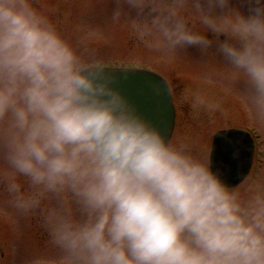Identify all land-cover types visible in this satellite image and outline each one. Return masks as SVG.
<instances>
[{"label":"clouds","instance_id":"9594fccd","mask_svg":"<svg viewBox=\"0 0 264 264\" xmlns=\"http://www.w3.org/2000/svg\"><path fill=\"white\" fill-rule=\"evenodd\" d=\"M147 49H196L264 118V0H112ZM34 0H0V192L64 264H264V185L167 138ZM227 118L206 90L182 97Z\"/></svg>","mask_w":264,"mask_h":264},{"label":"rangeland","instance_id":"374dc122","mask_svg":"<svg viewBox=\"0 0 264 264\" xmlns=\"http://www.w3.org/2000/svg\"><path fill=\"white\" fill-rule=\"evenodd\" d=\"M65 36L80 47L94 50L110 64L147 66L163 74L172 87L177 118L172 140H185L194 152L207 157L213 133L221 128L250 130L255 137V154L249 179L264 185V118L256 116L242 94L243 84L230 85L218 75L222 62L196 49L163 54L147 49L123 21L112 20V0H34ZM189 89L206 90L222 100L225 118L197 114L182 97ZM0 264H64L38 214L21 215L0 192Z\"/></svg>","mask_w":264,"mask_h":264},{"label":"water","instance_id":"95a60500","mask_svg":"<svg viewBox=\"0 0 264 264\" xmlns=\"http://www.w3.org/2000/svg\"><path fill=\"white\" fill-rule=\"evenodd\" d=\"M119 87L170 139L174 127V104L168 82L146 68L112 66ZM254 155L250 133L238 128L217 130L212 139L209 165L229 185L239 184L248 174Z\"/></svg>","mask_w":264,"mask_h":264},{"label":"flooded vegetation","instance_id":"af4514ba","mask_svg":"<svg viewBox=\"0 0 264 264\" xmlns=\"http://www.w3.org/2000/svg\"><path fill=\"white\" fill-rule=\"evenodd\" d=\"M176 118H177V107H176Z\"/></svg>","mask_w":264,"mask_h":264}]
</instances>
